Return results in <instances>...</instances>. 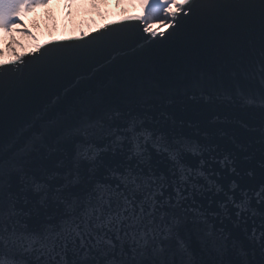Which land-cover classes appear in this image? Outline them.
<instances>
[{
	"label": "snow or ice",
	"instance_id": "6c2138e0",
	"mask_svg": "<svg viewBox=\"0 0 264 264\" xmlns=\"http://www.w3.org/2000/svg\"><path fill=\"white\" fill-rule=\"evenodd\" d=\"M126 6L136 14L123 13L120 21L77 38L44 37L27 51L13 25L33 39L41 30L50 31L54 17L51 11L45 15V10L52 7V0H0L4 37L0 99L7 102L37 80L55 78L71 64L98 55L123 39L119 32L105 36L123 25H141L150 42L175 34L176 43L184 48L225 56L255 50L264 66V0H128ZM190 18L195 24L178 34L182 22ZM257 99L264 107V93L246 102L254 104ZM60 134L67 140L80 138V143L67 171L55 174L62 180L58 186L50 183L52 176L30 172L22 155L0 158V264H173L169 242L175 239L187 251L179 236L189 215L193 223L211 227L208 211L194 206L198 195L215 187L226 198L221 210L227 212L231 204L240 217L250 208L249 192L242 191L237 202V185L233 182L227 190L217 186L207 160L199 159L198 165L187 162L188 155L203 157L205 149L199 143L169 139L135 116L123 127H113L103 118L82 119ZM97 140L106 143L101 147ZM118 150L120 159L105 160L106 153L115 156ZM153 153L167 158L168 173L153 166ZM220 163L227 166L231 161L226 157ZM250 191L256 203L264 205V180ZM29 192L45 209L54 205V211L19 208L21 198L30 202ZM252 239H259L264 247V215L259 229L253 227Z\"/></svg>",
	"mask_w": 264,
	"mask_h": 264
},
{
	"label": "water",
	"instance_id": "95a60500",
	"mask_svg": "<svg viewBox=\"0 0 264 264\" xmlns=\"http://www.w3.org/2000/svg\"><path fill=\"white\" fill-rule=\"evenodd\" d=\"M195 22V18L183 21L178 34ZM113 32L122 33L123 39L87 61L71 64L55 78L37 80L7 102L0 99V158L22 155L30 172L52 176L50 183L58 186L62 180L55 174L67 171L80 143V138H62V128L87 118H103L113 127H123L135 116L169 139L199 143L205 149L203 157L188 155L187 162L198 165L199 159L207 160L217 186L227 190L234 182L237 202L242 191H248L251 199L248 211L237 217L231 204L227 212L219 208L226 198L215 187L198 195L194 206L208 211L211 227L193 223L189 215L179 236L187 251L179 248L177 240L169 242L173 264H264L262 242L252 239L264 205H258L250 191L264 180V107L258 99L254 104L246 102L264 93V66L258 53L225 56L184 48L176 43L175 34L150 42L138 24L111 29L105 36ZM105 143L97 140L101 147ZM226 157L231 161L227 166L220 163ZM104 158L121 157L118 150ZM152 164L165 173L171 167L165 156L155 153ZM28 196L30 202L21 198L19 208L54 211L52 204L42 207L35 193Z\"/></svg>",
	"mask_w": 264,
	"mask_h": 264
},
{
	"label": "bare ground",
	"instance_id": "6f19581e",
	"mask_svg": "<svg viewBox=\"0 0 264 264\" xmlns=\"http://www.w3.org/2000/svg\"><path fill=\"white\" fill-rule=\"evenodd\" d=\"M64 13V6H61L57 11V16L60 20L59 34L49 40L63 39L65 37H79L82 33H90L93 30L101 28L109 22H114L122 19V15L119 13H126L127 15H135L136 13L129 9L123 8L122 5L117 6V2L114 0H98L95 3L94 10L90 12L89 19L84 20L82 15H78L73 19V26L70 31L69 25L64 26L62 15ZM68 31H70L68 33ZM67 33V34H66ZM34 45L25 47V50L30 51ZM10 59L12 57H9Z\"/></svg>",
	"mask_w": 264,
	"mask_h": 264
},
{
	"label": "rangeland",
	"instance_id": "374dc122",
	"mask_svg": "<svg viewBox=\"0 0 264 264\" xmlns=\"http://www.w3.org/2000/svg\"><path fill=\"white\" fill-rule=\"evenodd\" d=\"M97 1L98 0H52V7L50 9L45 10V15H47V12L49 11L53 13L54 18L51 21L52 29L50 31L41 30L40 35L36 36L35 39H33L32 36H28L27 34L20 32L18 29L19 27L18 25H13V30L15 31L16 29L17 39L21 41L24 49L25 47H28L31 45L35 46L37 42L42 43L44 37H47L49 39L59 34L60 20L58 19L57 11L61 6H64V13L66 14V18L63 21V24L64 26L69 25V28L71 31L72 26H73V19L78 15H82L84 17V20L87 21L89 19L88 15L90 14L92 10H94L93 5H95ZM114 1L117 2V0H114ZM127 3H128V0H120L119 5H122L123 8L128 9V7L126 6ZM47 27L48 26L45 25L46 29ZM70 31H68V33ZM33 35H35V33H33ZM8 39L10 41L11 37L9 36ZM3 43H4V39H0V44H3Z\"/></svg>",
	"mask_w": 264,
	"mask_h": 264
},
{
	"label": "trees",
	"instance_id": "16d2710c",
	"mask_svg": "<svg viewBox=\"0 0 264 264\" xmlns=\"http://www.w3.org/2000/svg\"><path fill=\"white\" fill-rule=\"evenodd\" d=\"M0 32H2V30ZM0 39H4L3 35H0Z\"/></svg>",
	"mask_w": 264,
	"mask_h": 264
},
{
	"label": "clouds",
	"instance_id": "9594fccd",
	"mask_svg": "<svg viewBox=\"0 0 264 264\" xmlns=\"http://www.w3.org/2000/svg\"><path fill=\"white\" fill-rule=\"evenodd\" d=\"M119 14H121V15H122V13H119Z\"/></svg>",
	"mask_w": 264,
	"mask_h": 264
}]
</instances>
